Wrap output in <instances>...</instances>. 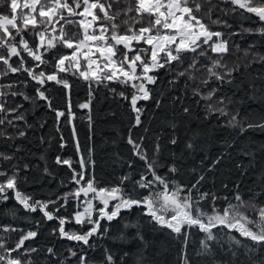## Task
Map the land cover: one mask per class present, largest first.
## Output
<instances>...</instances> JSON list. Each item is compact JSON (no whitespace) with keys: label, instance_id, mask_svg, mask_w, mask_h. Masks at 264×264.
<instances>
[{"label":"snow or ice","instance_id":"snow-or-ice-1","mask_svg":"<svg viewBox=\"0 0 264 264\" xmlns=\"http://www.w3.org/2000/svg\"><path fill=\"white\" fill-rule=\"evenodd\" d=\"M2 3L6 11L0 10V81L8 80V83H0V137L13 138L7 131L8 127L16 129L18 137L26 134L17 127L18 121L25 120L21 111L23 104L9 106V98H22L24 101L39 99L51 108L46 85L54 82L70 89L68 80L62 76L69 73L88 83L89 100L78 105L81 109H90L94 85L118 83L130 87V108L135 114L133 127L140 126L144 109L137 106L138 102L153 98L149 86L158 82L157 73L161 69L173 75L169 83L185 79L186 89L191 86L192 95L204 101L205 119L209 114L219 113L226 118L227 126L238 129L239 133L253 128L264 131V118L259 123H242L237 115L222 107L225 104L223 96L214 99L216 88L207 92L201 90L212 81L223 83L229 78L227 82L232 83L233 73H241L242 69L247 72L256 63L264 64V54L251 51L257 46L254 43L244 49L235 45V51L243 52L246 63L238 58L229 67L224 60L231 52L229 39L225 38L224 32L211 28V25L231 27L220 17L212 18L219 4L227 3L232 7L220 8V12L225 15L239 12L248 19H255L261 26L244 28L242 32L264 37V0H217L216 4H212V0H2ZM206 4L211 6L204 12ZM205 18L210 24L205 23ZM70 25L75 26L76 31H71ZM229 35H241V32ZM49 56L51 60L46 58ZM202 60L204 63H201ZM174 64L179 67L174 68ZM49 67L51 71H45ZM202 71L206 72V76H198ZM13 74H24L27 79L9 80ZM256 79L264 80V76L258 74L253 81ZM32 82L36 85L35 98L16 90L18 85L27 87ZM249 87L255 91L259 86L253 82ZM110 91L129 100L124 91L117 93L114 88ZM157 106H160V101H157ZM53 111H56L58 119L66 117L71 122L75 118L70 101L67 112ZM183 111L187 114L189 109L185 107ZM88 119L91 121L90 114ZM172 126L175 128L174 124ZM140 139L143 141L144 137ZM128 143L134 155L144 162L138 179L125 175L115 186H99L94 175L92 150L82 152L77 141L79 159L76 163L79 171L72 167L71 160L59 156L56 159L58 164L71 169L70 182L76 185L71 191L56 200H33L18 189L20 169L13 166L11 175L6 170L0 171V177H5L0 181V200H8L7 193L12 190L14 199L24 209L31 212L39 209L47 220H58L60 237L89 247L91 238L108 232L101 221L112 222L120 217L122 210L142 208L151 221L170 230L182 241L180 264H193L187 251L193 229L204 234L199 241L197 258L209 260L211 264H264V254L256 256L257 252L264 253V203H257L255 193L249 190L252 199L245 200L239 185H235V190L225 196L211 189L204 191V174H200L190 186L173 181L169 175L178 172L175 163L169 168V175H161L157 161L149 160L142 143H137L131 135ZM171 143L176 144V139L173 138ZM194 147L191 141L186 145L190 150ZM159 150L157 143L155 152ZM261 151H264V146ZM244 154L253 155L250 152ZM0 159L11 161L13 156L0 152ZM221 159L218 157L213 161L207 171H212ZM24 168L27 169L28 165ZM130 180L131 192L126 191L125 183ZM223 188L229 191L227 184ZM261 194L264 195V188ZM60 201L63 203H58ZM72 201L76 202V210L71 218L55 214ZM49 205L54 207V211L48 210ZM72 222L81 229L87 225L88 230L67 231L65 225ZM0 231L11 233L20 230L0 225ZM233 232L243 239L232 235ZM36 236L37 232L28 231L14 246L0 237V264H33L25 254L34 253L37 249L25 248L24 245L25 241ZM224 236L227 237V254L230 257L226 262L217 261L214 252V246L221 253L225 251ZM137 237L144 239L139 233ZM47 252L52 254L54 250L48 248ZM241 252L245 256L243 261L240 260ZM69 254L78 256L77 251L72 249H69ZM104 260L106 264H113L112 254L106 253ZM78 264H88L86 254L78 256Z\"/></svg>","mask_w":264,"mask_h":264},{"label":"trees","instance_id":"trees-1","mask_svg":"<svg viewBox=\"0 0 264 264\" xmlns=\"http://www.w3.org/2000/svg\"><path fill=\"white\" fill-rule=\"evenodd\" d=\"M216 3L217 0H212V4ZM210 6L206 4L204 12H207ZM231 7L227 3H221L212 14L213 19L220 17L227 21V24L231 25L230 28L224 25H211L213 31L224 32L225 38L229 39L231 52L224 57L229 67L238 58L246 63L243 52L235 51V45L244 49L255 43L257 46L251 51L264 54V37L242 32L244 28H256L261 25L255 19H248L239 12L235 14L229 12L225 15L219 11L220 8ZM0 10L6 11L2 0H0ZM205 23L210 24V21L205 18ZM69 29L76 31L75 26L72 25ZM233 32H241V35H229ZM46 58L52 59L51 56ZM201 63L204 61L202 60ZM173 67L179 66L174 64ZM45 71H51V68ZM258 74L264 76L262 63L253 64L247 72L242 69L241 73H233L232 83L227 82L229 78L223 83L212 81L201 90L207 92L216 88L214 99L218 100L223 96L225 104L222 107H225L226 111L237 115V119L242 123H259L264 118V80L253 81ZM62 76L68 80L71 88L65 89L62 85L49 82L46 85V95L51 101V108L48 103L39 99L24 101L22 98H9V106L23 104L21 111L25 120L18 121L17 127L26 134L18 137L16 129L8 127L7 131L13 138L0 137V152L13 156L11 161L0 159V171L6 170L11 175L13 166L20 169L17 187L33 200L44 202L56 200L58 196L76 187L70 182L71 169L67 165L58 164L56 159L59 156L61 159L71 160L72 167L79 171L76 163L79 159L76 150L77 141L82 152L92 150V159L95 161L94 175L99 186H115L125 175L138 179L139 172L144 168V162L134 155L132 146L128 143L131 135L137 143H142L149 160L157 161L159 174L169 175V168L175 163L178 172L169 175L173 181L190 186L200 174H204L206 176L204 191L211 189L225 196L235 190V185H239L245 200L252 199L249 195L251 190L256 194L257 203H264V195L261 194V189L264 188V151H261L264 146V131L253 128L246 133H239L238 129L227 126L226 118L219 113L209 114L205 119L204 101L200 100L199 96L192 95L191 86L186 89L185 79L181 78L175 83H169L173 80V75L167 73L165 69L159 70L158 82L149 86L153 98L148 101L141 100L137 105L144 109L141 115L142 124L133 127L135 114L130 108L132 92L130 87L118 83L94 85L90 109H81L78 105L89 100L88 83L70 73ZM198 76H206V72L202 71ZM25 79L27 77L24 74H13L9 77L12 81ZM253 82L259 86L258 90L250 89L249 85ZM0 83H8V80ZM35 88L36 85L32 82L27 87L18 85L16 90L24 91L28 96L35 98ZM113 88L117 93L124 91L129 96V100L114 95L110 91ZM69 101L75 116L71 122L66 117L58 119L56 111H53L56 109L67 112ZM157 101H160L159 107ZM185 107L189 109L187 114L183 111ZM89 114L91 121L88 119ZM141 137H144L143 141ZM173 138L176 139V144L171 143ZM190 141L195 145L191 150L186 148ZM157 143L160 145L158 153L155 152ZM62 144L64 147H61ZM245 152L253 155H245ZM218 157H222L221 162L215 165L212 171H207ZM24 165H28V168L25 169ZM4 179L5 177H0V181ZM125 183L126 191L131 192V180ZM225 184L228 185L229 191L224 190ZM7 195L8 200H0V225H10L20 231L11 233L0 231V237L7 239L10 246H14L22 234L28 231L37 232V236L25 241L24 245L25 248L37 249L34 253L25 254L33 264H78V256L85 254L88 264H106L104 260L106 253L112 254L113 264H180L182 241L178 240L175 234H171L170 230L151 221L142 208L122 210L120 217L112 222L101 221L103 228H107L108 232L91 238V247H89L82 245V242L60 237L58 220H47L39 209L35 212L24 209L14 199L12 190H9ZM220 204L223 205V201ZM48 210L54 211V207L49 205ZM75 210L76 202L72 201L55 214L71 218ZM54 229L57 231L54 232ZM65 229L87 231L88 226L85 225L81 229L72 222L67 223ZM137 233L144 239L140 240ZM232 235L243 239L236 232ZM203 236V233L192 230L187 251L193 264H211L209 260L196 257L199 241ZM223 241L225 251L221 253L220 249L214 246V252L217 261L226 262L230 258L227 254L226 236L223 237ZM48 248H52L54 252L48 253ZM69 249L77 251L78 256H70ZM18 254L20 253H14V255ZM262 254L264 253L257 252L256 256ZM244 259L245 256L241 252L240 260Z\"/></svg>","mask_w":264,"mask_h":264},{"label":"rangeland","instance_id":"rangeland-1","mask_svg":"<svg viewBox=\"0 0 264 264\" xmlns=\"http://www.w3.org/2000/svg\"><path fill=\"white\" fill-rule=\"evenodd\" d=\"M111 207V206H110Z\"/></svg>","mask_w":264,"mask_h":264}]
</instances>
